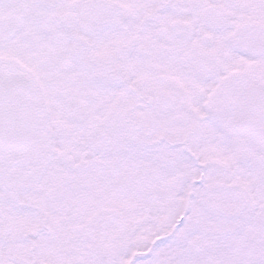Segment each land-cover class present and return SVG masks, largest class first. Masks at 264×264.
<instances>
[{
  "label": "snow or ice",
  "instance_id": "6c2138e0",
  "mask_svg": "<svg viewBox=\"0 0 264 264\" xmlns=\"http://www.w3.org/2000/svg\"><path fill=\"white\" fill-rule=\"evenodd\" d=\"M0 264H264V0H0Z\"/></svg>",
  "mask_w": 264,
  "mask_h": 264
}]
</instances>
